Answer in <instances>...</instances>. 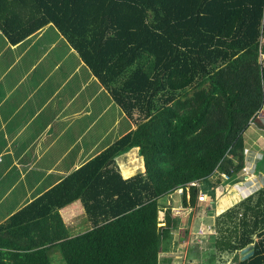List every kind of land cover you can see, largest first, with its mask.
I'll return each instance as SVG.
<instances>
[{
	"label": "trees",
	"instance_id": "obj_1",
	"mask_svg": "<svg viewBox=\"0 0 264 264\" xmlns=\"http://www.w3.org/2000/svg\"><path fill=\"white\" fill-rule=\"evenodd\" d=\"M47 23L135 128L0 222V264H51L54 252L62 264H159L179 226L167 197L207 208L200 190L216 204L226 196L211 258L264 264V181L240 198L233 192L248 180L237 174L253 152L242 133L264 104V0H0L12 43ZM252 135L264 145V134ZM131 149L144 170L124 178L118 158ZM255 154L247 171L264 180V150ZM75 200L90 226L70 234L58 209ZM244 247L252 252L243 258Z\"/></svg>",
	"mask_w": 264,
	"mask_h": 264
},
{
	"label": "crops",
	"instance_id": "obj_2",
	"mask_svg": "<svg viewBox=\"0 0 264 264\" xmlns=\"http://www.w3.org/2000/svg\"><path fill=\"white\" fill-rule=\"evenodd\" d=\"M111 100L100 79L52 24L43 25L16 43L10 42L0 29V222L135 128L116 104L124 114L121 119L125 129L110 140L103 139ZM256 117L243 133L251 128L264 134V129L255 126L258 119L264 121V104ZM99 132L101 139L92 142ZM256 139L257 136V147L247 142L255 153L264 146ZM248 144L245 143L247 153ZM132 150L137 152L129 151ZM250 158L249 154L246 160ZM78 201L81 202L75 200L60 207L58 212L77 206ZM83 222L86 226L77 231L64 224L73 234L90 226L86 213ZM211 240L209 235L205 242ZM164 251L159 252V264L165 261ZM202 258L204 264L221 262L203 254ZM226 258V264L235 263L233 254ZM186 259L187 264L196 262L190 253Z\"/></svg>",
	"mask_w": 264,
	"mask_h": 264
},
{
	"label": "rangeland",
	"instance_id": "obj_3",
	"mask_svg": "<svg viewBox=\"0 0 264 264\" xmlns=\"http://www.w3.org/2000/svg\"><path fill=\"white\" fill-rule=\"evenodd\" d=\"M121 115L124 116V114L119 111L118 106L116 105L114 100H111L110 109L107 115L108 127H107V124H105V128L107 127V129L105 130L103 129L104 131H102L105 134L103 139L110 140L113 138L115 134L118 135L125 129V122L123 119H121ZM258 121H260V119H258ZM258 121H256V123ZM261 123H260L262 125L261 128H264V121H261ZM255 126H258V124H255ZM248 131L252 132L255 135L257 134L254 132V130L251 131V128L250 129L248 128L247 132ZM102 132L98 133V135L96 136L97 138L93 137L92 142H95V139H101L100 135H102ZM247 132L242 133L244 142L246 144H248L247 143L248 136L245 137V134L247 135ZM254 137L255 136L252 135V138L249 140L255 142ZM247 146L248 148H250L251 144L249 143ZM261 149L264 150V146H262ZM129 152L130 153L127 152L128 154L126 153L127 155L121 156L120 158H118V168L123 175H130L136 172L138 169H141V170L144 169L142 157L138 156L137 153L133 150ZM250 154H251L250 161H246L247 163V165L245 166L246 172H248L247 170H249L250 167L254 166V162L256 159L255 151L250 152ZM245 171L243 170L242 172H239L237 174L239 178L244 177L246 180L247 179L248 180L245 182H242L240 186L235 185L233 187V192L235 194V197L240 198L242 196H245V194L260 187L262 181H264L262 180L260 175L249 174V173H246ZM222 188L223 190H225L224 186H221L220 189ZM225 197L219 198L217 200L218 203L216 204L213 200L214 199L213 196H210V197L207 196L206 198H207V201L209 202V206L207 208H205V206L202 203H198L197 205H194V206H187V207L183 206V204L180 203L179 197L177 196L176 193L172 196L167 197V200L165 202L166 203L165 209L166 210L171 209V212L169 213H171L172 216L179 218L178 219L179 226L176 228H173L172 230L173 231L172 245L168 251L163 252L162 257L163 259H165V261H163V264H167V263L168 264H187L186 258L189 257V253H190V257L196 261L194 262V264H204L202 254H196L192 256V247H194V245L196 244L197 245L195 247V250L202 251V249L198 247L201 245H204L206 247L205 249L207 250L204 251L203 255L208 258L213 256V252L210 248L212 247L211 243L213 244V241L211 240L210 243L205 242V241L209 237L210 233L215 234L216 232L215 231L216 230L215 229L216 215L218 214L217 212H219L221 209L222 205L220 204L225 203V200H226ZM60 212L63 218L62 219L63 222L66 225H69L72 231L80 230L86 226V223L83 222V216H85L86 212L81 202L78 201L77 206H72V207L70 206L67 208H63L62 210H60ZM165 213L166 211H160L158 214V219L166 220ZM229 254L230 253H226V255L223 254V258L229 256ZM62 263L63 261L58 252L51 253V264H62ZM190 264H192L191 261H190ZM216 264H221V263L216 262Z\"/></svg>",
	"mask_w": 264,
	"mask_h": 264
},
{
	"label": "built area",
	"instance_id": "obj_4",
	"mask_svg": "<svg viewBox=\"0 0 264 264\" xmlns=\"http://www.w3.org/2000/svg\"><path fill=\"white\" fill-rule=\"evenodd\" d=\"M243 170L245 171V166L242 167V171H243ZM245 172H246V171H245ZM246 173H247V172H246ZM246 173H245V174H246ZM221 175H223V177H224L225 179H228V178H229V174H228L227 172H222ZM206 197H207V196H206V193L203 192V191H201V190L198 192V194H197V196H196L198 202H204L205 200H207Z\"/></svg>",
	"mask_w": 264,
	"mask_h": 264
},
{
	"label": "water",
	"instance_id": "obj_5",
	"mask_svg": "<svg viewBox=\"0 0 264 264\" xmlns=\"http://www.w3.org/2000/svg\"><path fill=\"white\" fill-rule=\"evenodd\" d=\"M247 249H248V247H244L242 250H243V252H245ZM251 252H252L251 250H248L247 252H245V254L243 255V258L245 256H247L248 254H250Z\"/></svg>",
	"mask_w": 264,
	"mask_h": 264
},
{
	"label": "clouds",
	"instance_id": "obj_6",
	"mask_svg": "<svg viewBox=\"0 0 264 264\" xmlns=\"http://www.w3.org/2000/svg\"><path fill=\"white\" fill-rule=\"evenodd\" d=\"M248 161V160H247ZM247 165V163H245V165H243V166H246ZM247 173H249V172H247ZM229 174V173H228ZM221 177H222V175H221ZM222 180H227V179H225L224 177H222Z\"/></svg>",
	"mask_w": 264,
	"mask_h": 264
}]
</instances>
